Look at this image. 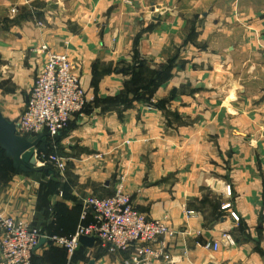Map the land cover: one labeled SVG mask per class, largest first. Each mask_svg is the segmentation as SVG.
Wrapping results in <instances>:
<instances>
[{"label":"crops","instance_id":"0c3cea01","mask_svg":"<svg viewBox=\"0 0 264 264\" xmlns=\"http://www.w3.org/2000/svg\"><path fill=\"white\" fill-rule=\"evenodd\" d=\"M227 6L230 22H243L246 35L244 45L231 47L230 67L235 71L230 85L238 88L239 79L244 80L245 133L262 134V141L257 143H239L235 137L228 144L230 178H237L239 156H245L244 189L235 188L230 179L228 196V183L206 171L203 175L187 171L184 167L188 165L210 164L205 152H198L205 151L206 144L188 142L185 134L190 128L174 125L164 110L148 107L142 99L120 106L104 103V97L115 90L112 86H121L124 79L107 75L100 81L106 93H87L93 101L84 112L74 115L69 129L58 140L60 147L69 148L67 166L60 175L16 168L0 146V214L27 221L47 234L71 235L80 223L81 200L90 195H111L116 180L122 177L134 206L149 217L164 218L174 231L165 239L172 260L157 259L152 264L256 261L255 254L248 260L243 253L247 243H231L224 238L228 228L238 223L230 216L232 209L221 206L230 202L239 215L238 222L244 220L246 224L261 206L264 215V0H0V111L8 121L17 122L46 58L42 45L68 55L86 91L91 71L114 69L125 60L133 63V50L125 42L133 37L130 32L142 33L138 43L141 55L161 62L166 50L161 46L164 36L187 20L183 14L199 12L208 34L221 30L222 11ZM12 8L14 16L9 14ZM233 32L237 33L238 27H231L230 36ZM135 67V63L131 65ZM238 70H244V74L238 75ZM184 72L181 69L163 82L153 99L163 97L166 87L182 82ZM191 86L187 83L188 89ZM255 101L262 102L257 105ZM190 108L181 106L176 114L188 125L189 119L196 120L193 125L197 129L191 133H205L199 121L204 112ZM233 117H238L237 109ZM256 118H261L262 125L255 130ZM45 141L49 143L50 139ZM187 150L194 152L188 155ZM219 160L212 159L215 163ZM213 192L220 198L219 207L215 212L202 210L199 203L211 198ZM89 220L87 217L84 222ZM213 242L218 243V249L204 247ZM132 254L133 248L108 252L95 243L92 247L80 244L69 255L64 248L45 241L34 249L32 264H131Z\"/></svg>","mask_w":264,"mask_h":264},{"label":"rangeland","instance_id":"374dc122","mask_svg":"<svg viewBox=\"0 0 264 264\" xmlns=\"http://www.w3.org/2000/svg\"><path fill=\"white\" fill-rule=\"evenodd\" d=\"M12 10L13 8L9 14L14 16L15 9ZM229 14V6H227L222 11V19L220 22L221 30H211L208 34L205 33V28L199 20V12L194 11L190 14H183L187 15L185 16L187 20L179 22L175 32L164 36L165 41L161 43V46L165 47L166 54L164 53L162 61L157 63L149 59L148 55H141L139 52L138 43L141 40L140 36H142V33L140 31L130 32L133 37L126 38L125 42L133 50V55H131L133 56L132 64L135 63L136 67L132 69V64L125 62V60L119 66H114V69L91 71L90 85L87 86L88 88L86 87V91L83 89L86 94L93 93L94 95H99L100 93L101 95L106 93L100 87V81L103 77L117 75L118 77H122V79L124 78L120 84L121 86H112L115 90L112 91L113 94L104 97V103L120 106L121 104L142 99L148 107L164 110L174 125L184 124L190 128V133L185 134V136H188V142L199 141L206 144V150H199L198 152H205V156L209 158L210 164L188 165L184 167L187 171L192 170L195 173L197 172L198 175H203V172L206 171V173L209 172L212 178H218V180H223L226 184L228 183V186H230L231 179L233 181L231 185L235 188L238 186L244 189L246 183L244 176L247 170L245 156L240 155L243 158L239 156L237 178H230V153L228 144L230 139L234 140L235 137L238 138L239 143L247 141L257 143V141H262V134L257 132L247 135L245 133L247 127V119L245 117V88L241 86L244 80L239 79L238 88L231 87L230 85V76L235 71L234 68L231 70L230 67L231 47L234 48L236 45H244L246 35L244 33L245 26L241 24L243 22L238 21L237 23L239 24L230 22ZM3 24H5V21ZM132 24L137 26L134 22ZM210 24L213 23L211 22ZM234 26L238 27V32H233L234 35L230 36L231 27ZM149 28L147 26L146 29L149 30ZM214 60H216L215 63ZM139 63L143 64V66L139 67ZM181 69L185 70L184 73H181L183 74L184 80L172 88L166 87V91L162 94L163 97L154 100L152 95L155 91L163 87L165 81L175 76V73H178ZM76 72L79 75V72ZM238 72V75L244 74V70L242 72L238 70ZM199 81L203 84H199ZM187 83L192 85L190 89L187 88ZM87 101L88 104L86 107L88 108L93 98H87ZM260 102L262 101H255V104L258 105ZM185 105H190V111L200 110V112H204V118L199 119V121L201 123L200 130L204 131L205 129V133L198 135L191 133L197 129L193 125V122L196 123V120L189 119L188 122L191 121V123L188 125L187 121L179 119L176 112L181 106ZM236 109L238 112L237 118L233 117L235 116ZM259 114H261V111H259ZM72 118L66 126L67 130L71 125ZM254 121L255 130L259 129L257 126L260 127L262 125L261 118H256ZM58 143V141H50L47 145V151L43 153V156H40L41 161L35 164L41 168L45 167L53 171L54 176L60 175L61 173L53 165L49 163L42 164V162L52 155H57L65 159L69 157L66 153L69 151V148L66 145L60 147ZM193 152L191 150L185 151L188 155H192ZM242 153L244 154L245 151L243 150ZM215 157H220L219 163L212 161ZM45 174L48 175L47 172ZM219 200L220 198L216 197V192H213L211 198L203 199L199 203V206L202 210L215 212L217 207H219ZM261 207L258 213L253 215L254 217L251 222L247 221L249 224H246L244 220L243 222L236 221L238 224H232V227L230 226L228 228L229 230H227L229 232L227 234L230 235L233 241L242 242L243 244L247 243L243 253H247L248 260H250L251 254L256 255V261L251 259V262L249 261L250 263L246 264H264V215L262 214ZM231 209L234 210L232 204ZM243 217L245 216L243 215Z\"/></svg>","mask_w":264,"mask_h":264},{"label":"built area","instance_id":"2783aa9c","mask_svg":"<svg viewBox=\"0 0 264 264\" xmlns=\"http://www.w3.org/2000/svg\"><path fill=\"white\" fill-rule=\"evenodd\" d=\"M40 49L45 51L46 58L35 75L18 118V135L35 136L43 132L49 133L50 137L57 135L88 104L81 78L68 55L51 51L45 45ZM40 156H43L42 152L38 153L37 162L41 161ZM45 163L53 165L61 173L66 167V159L57 155L42 162ZM226 189L230 196V186L227 185ZM221 207L230 210L231 203H223ZM187 213L192 215L193 211ZM230 216L235 221L239 220L233 210H230ZM87 217L89 222H84ZM0 230L1 264H32L34 247L41 238L72 255L80 246V235L94 237L95 243L108 252L133 248L131 264H152L157 259L172 260L165 239L174 234L173 229L164 218H152L139 211L126 192L122 178L115 182L111 195H90L81 200L80 223L71 235L47 234L27 221L1 214ZM224 238L233 242L229 234H224ZM218 246L217 242L204 244L205 248L213 250Z\"/></svg>","mask_w":264,"mask_h":264},{"label":"water","instance_id":"95a60500","mask_svg":"<svg viewBox=\"0 0 264 264\" xmlns=\"http://www.w3.org/2000/svg\"><path fill=\"white\" fill-rule=\"evenodd\" d=\"M16 122L8 121L0 113V146L5 149V155L13 161L16 168L27 170L44 171L48 174H53V171L36 166L38 153L46 152L47 145L45 139L57 142L63 133L51 136L47 132L37 134L35 136H24L16 133ZM79 243L85 247H92L95 244V239L92 236L80 235ZM45 239L41 238L36 249ZM91 263V262H90Z\"/></svg>","mask_w":264,"mask_h":264},{"label":"trees","instance_id":"16d2710c","mask_svg":"<svg viewBox=\"0 0 264 264\" xmlns=\"http://www.w3.org/2000/svg\"><path fill=\"white\" fill-rule=\"evenodd\" d=\"M86 108H87V107H86ZM86 108H85V109H86ZM84 111H85V110H84ZM64 131H66V129H64L61 133H64Z\"/></svg>","mask_w":264,"mask_h":264}]
</instances>
